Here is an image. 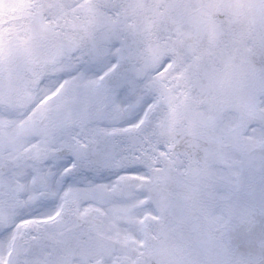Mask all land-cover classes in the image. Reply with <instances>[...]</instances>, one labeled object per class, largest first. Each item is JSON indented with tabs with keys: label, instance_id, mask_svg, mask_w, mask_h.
<instances>
[{
	"label": "snow or ice",
	"instance_id": "obj_1",
	"mask_svg": "<svg viewBox=\"0 0 264 264\" xmlns=\"http://www.w3.org/2000/svg\"><path fill=\"white\" fill-rule=\"evenodd\" d=\"M0 264H264V0H0Z\"/></svg>",
	"mask_w": 264,
	"mask_h": 264
}]
</instances>
